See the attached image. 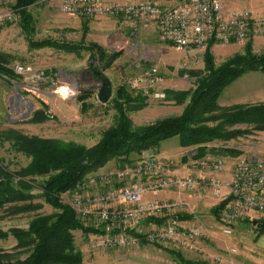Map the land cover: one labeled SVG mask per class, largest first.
Wrapping results in <instances>:
<instances>
[{
	"label": "rangeland",
	"instance_id": "obj_1",
	"mask_svg": "<svg viewBox=\"0 0 264 264\" xmlns=\"http://www.w3.org/2000/svg\"><path fill=\"white\" fill-rule=\"evenodd\" d=\"M108 2L153 3L159 6H172L177 3V0H108ZM224 9L227 14L232 11L251 13L252 32L245 42L239 44L234 40H229L224 43L213 39L203 50L178 51L172 45L160 42L157 27L151 22L110 17L83 19L62 13L58 3L40 4L29 8L35 22V32L32 36L34 42L51 40L80 45L84 48L78 53L54 48L36 49L31 46L19 25L21 18L16 23L0 27V55L8 58L9 68L19 77V80L9 82L6 77L0 75V131L15 129L28 136L57 139L92 147L115 123L117 115L111 104L102 106L98 102L97 95L101 82L94 76V70H99L98 72L104 73L111 80L113 96L118 88L129 87L130 80L139 79L145 72L155 68L158 70V76L163 80L162 88L165 91H188L194 89L196 84V78L192 77L190 72L205 70L208 51L213 56L217 68L237 55H244L249 46H252L255 55H264V25L257 26L256 22L264 18V0H226ZM90 47L101 48L108 56L118 54L119 57L113 64L102 70L101 64L93 58ZM16 64L31 67L36 73H43V79L33 81L29 76L17 75L14 71ZM140 87V89L145 88ZM64 88L66 92L63 93L61 90ZM129 89L132 90L130 87ZM154 92L143 90L148 98L149 106L141 112L130 115L136 126L149 125L171 116L181 115L183 107H177L167 102L166 99H155ZM84 94H90L87 101L92 103V109L87 115H82L81 103L78 102V98ZM43 104L47 106V114L54 119L31 124L30 120L35 112L44 109ZM240 127L247 128L246 126ZM175 141H178V138L169 140L170 143ZM214 143L216 144L210 147L232 149L241 153L232 156L209 154L203 158L220 156L226 161V170H231V172L241 158L264 159V132H254L229 142ZM191 150H187L186 155L194 160L192 155L195 153L193 154ZM0 156L5 162L11 164L12 171H17L30 162V159L13 149L11 142L1 140ZM180 159L179 161L173 160L177 163L174 170L185 168L183 165L187 167V157H183L182 161ZM118 170L121 169L117 168L115 162H110L89 177ZM35 181L34 193L40 194L42 191L39 185L42 179L35 178ZM198 192L200 201L204 196L205 201L200 202V206L196 203L192 207L194 215H199L194 222H198L203 229L210 230L211 235H208L205 240L212 246V251L219 253L218 255L223 260L222 264L232 262L245 264L247 260H253V254L258 253L256 248L259 241H255L257 232L255 224L242 223L235 228L233 236H225L221 231V225L214 219V215L212 216L216 199L210 195L209 191L202 192V194ZM198 192L191 195L197 196ZM64 196L62 197L63 203L69 205ZM35 203L42 204L43 208L37 212L11 217L6 216L3 211L0 212V230L27 229L36 214L50 215L56 212L42 199H37ZM261 219L264 218L256 219V221ZM83 223L87 228L96 229L94 225L97 224L93 220H86ZM93 236L95 233H90L86 237L81 231L74 232L75 245L83 254V264H183L168 252V247L161 246L141 247L144 251L141 253V248L138 250V247L126 250L92 251L89 250L88 243ZM16 244L15 239L10 237L6 241H0V248L12 251ZM232 248L237 249L238 253L232 254L230 252ZM137 250L139 253L135 252ZM149 250L154 251V254ZM176 251L181 252L187 261L201 263L199 257L197 261L190 258L189 253ZM26 257L27 254L23 255L22 259Z\"/></svg>",
	"mask_w": 264,
	"mask_h": 264
},
{
	"label": "trees",
	"instance_id": "obj_2",
	"mask_svg": "<svg viewBox=\"0 0 264 264\" xmlns=\"http://www.w3.org/2000/svg\"><path fill=\"white\" fill-rule=\"evenodd\" d=\"M37 1L21 0L19 3V25L31 46L36 49L54 48L66 52H80L84 48L80 45L51 40L33 41L35 22L29 8L37 6ZM90 50L93 58L101 64L102 70L119 57L118 54L108 56L106 51L98 47H90ZM205 61L204 71L190 72L196 78L194 89L165 91L167 102L184 106V111L179 116L136 126L130 115L146 109L149 106L148 98L142 91H133L126 86L118 88L109 102L117 113L115 123L92 147L28 136L15 129L0 131L2 142H11L17 153L30 159L27 166L12 171L11 164L0 156V212L3 211L10 217L37 212L43 208L42 204L35 203L37 199H42L56 210L50 215L36 214L27 229L0 230V241L12 237L17 242L12 251L0 248V264H83V254L75 245L74 232L81 231L87 237L90 233L101 231L87 228L75 211L63 203L62 197L110 162H115L121 170L133 167L144 152L157 150L163 142L174 138H178L182 148L192 149L191 152L195 153L192 155L194 160L200 161L209 154L240 155L236 150L217 149L210 147V144L217 141L229 142L254 132H264V103L231 107L219 105L224 90L240 76L249 72L264 73V55H255L252 46H249L244 55H237L221 67L215 66L209 51ZM9 63L6 56L0 55V75L9 82L19 80L9 68ZM94 76L98 79L95 73ZM89 96L90 94H84L78 98L82 115H87L92 109V103L87 101ZM43 106V110L33 115L31 124L54 119L47 114V106ZM35 178L42 179L39 185L42 191L40 194L34 193ZM212 213L219 221V207H214ZM179 218L184 220L192 216L179 214ZM255 223L257 242L264 235V219L254 221L251 225ZM167 250L183 264L198 263L187 261L179 251ZM26 254L27 257L22 259Z\"/></svg>",
	"mask_w": 264,
	"mask_h": 264
},
{
	"label": "built area",
	"instance_id": "obj_3",
	"mask_svg": "<svg viewBox=\"0 0 264 264\" xmlns=\"http://www.w3.org/2000/svg\"><path fill=\"white\" fill-rule=\"evenodd\" d=\"M20 1L0 0V27L18 22ZM224 2L178 0L172 6H159L107 0H38L37 5L58 3L62 13L83 19L110 17L153 22L161 43L186 51L203 50L213 39L224 43L234 40L239 44L248 39L252 32L251 13L227 14ZM256 22L257 26L264 25V18ZM14 71L33 81L44 76L21 64H16ZM162 83L155 68L128 84L132 90H153L155 99L165 100ZM176 166V161L158 158L155 152L147 151L135 166L88 177L66 193L64 198L78 218L95 221V230L101 231L90 239L89 250H126L145 243L203 253L200 244L207 236L202 226L198 222L184 225L179 218L181 205L156 200L169 190L189 194L209 191L216 199L215 207H219V223L225 236H233L235 228L242 223L264 218V159H239L229 178L221 176L226 172V161L220 156L191 163L192 170L199 171L200 177L173 174ZM230 252L238 253L235 248ZM206 261L221 264L222 258L207 255Z\"/></svg>",
	"mask_w": 264,
	"mask_h": 264
},
{
	"label": "crops",
	"instance_id": "obj_4",
	"mask_svg": "<svg viewBox=\"0 0 264 264\" xmlns=\"http://www.w3.org/2000/svg\"><path fill=\"white\" fill-rule=\"evenodd\" d=\"M108 1V0H107ZM178 1V0H177ZM226 1V0H225ZM153 22H151L152 24ZM153 25H156L153 23ZM156 27V26H155ZM157 30V29H156ZM171 45V44H170ZM173 48H175L172 45ZM176 49V48H175ZM177 50V49H176ZM259 103H264V73L261 72H250L246 73L240 78H238L234 83H232L230 86H228L224 92L222 93L220 99H219V105L222 107H231L235 105H255ZM177 107H183L181 110V113L184 111V106H177ZM216 143L210 144L213 145ZM214 146V145H213ZM190 148H182L179 144V140L175 141L173 143H170L169 140L163 142L161 146L154 150L156 156L161 159H168V160H176V161H182L183 157H187V167L181 169L173 170L172 173L176 175H194L197 177H200L199 171H193L191 168V163L195 160L190 159L188 155H186L187 150ZM191 150V149H190ZM182 156V157H180ZM180 157V158H179ZM179 158V159H178ZM232 172L231 170H226L224 174L221 176L223 178H229L231 176ZM195 194V193H194ZM202 194V193H201ZM197 196H193L191 194H180L175 190H169L162 192L156 200L160 202H170V203H177L181 205L180 214L186 215V216H192V218L184 219L182 222L184 225H188L191 223H194L195 219L199 217V215L195 214L192 209L194 204L197 203L200 206V202L204 203L205 196L203 197V201H200V194H196ZM212 196V194L210 193ZM195 210V209H194ZM199 214V213H198ZM213 216V214H212ZM214 217V216H213ZM216 220V218L214 217ZM217 222V221H216ZM247 223V222H246ZM218 224L219 221H218ZM204 233L208 237V235H211L210 230L204 228ZM141 247H148L147 245H141L139 246L138 250H140ZM200 247L203 250V253L200 255L195 253H189L190 258L196 259L198 261V257L200 258V262H204L207 264H212L208 261H206L207 255H211L213 257H220L218 252L212 251V246L208 244V242L204 239L203 242L200 244ZM257 252L254 255V259L247 260L245 264H264V235L259 239L257 242ZM135 251L138 252L139 251ZM260 250V251H259ZM150 253H153L154 251L149 250ZM134 252V254H135ZM144 252L141 248L140 253ZM154 254V253H153ZM260 254V256H259ZM257 261H254V260ZM223 263V260H222ZM221 263V264H222ZM235 264V263H230Z\"/></svg>",
	"mask_w": 264,
	"mask_h": 264
},
{
	"label": "water",
	"instance_id": "obj_5",
	"mask_svg": "<svg viewBox=\"0 0 264 264\" xmlns=\"http://www.w3.org/2000/svg\"><path fill=\"white\" fill-rule=\"evenodd\" d=\"M95 75L101 82V88L97 95V100L100 104L106 105L113 98V85L109 78H107L104 73L94 70ZM256 225V223H255Z\"/></svg>",
	"mask_w": 264,
	"mask_h": 264
},
{
	"label": "bare ground",
	"instance_id": "obj_6",
	"mask_svg": "<svg viewBox=\"0 0 264 264\" xmlns=\"http://www.w3.org/2000/svg\"><path fill=\"white\" fill-rule=\"evenodd\" d=\"M61 92H63V93H64V92H66L65 88H64V89H62V90H61Z\"/></svg>",
	"mask_w": 264,
	"mask_h": 264
}]
</instances>
